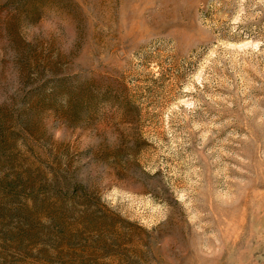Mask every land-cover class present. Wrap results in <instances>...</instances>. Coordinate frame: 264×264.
I'll return each instance as SVG.
<instances>
[{
  "label": "rangeland",
  "instance_id": "obj_1",
  "mask_svg": "<svg viewBox=\"0 0 264 264\" xmlns=\"http://www.w3.org/2000/svg\"><path fill=\"white\" fill-rule=\"evenodd\" d=\"M0 264H264V0H0Z\"/></svg>",
  "mask_w": 264,
  "mask_h": 264
}]
</instances>
